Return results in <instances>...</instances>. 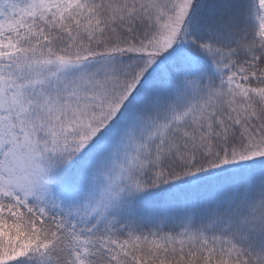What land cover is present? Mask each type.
Segmentation results:
<instances>
[{
  "label": "snow or ice",
  "instance_id": "1",
  "mask_svg": "<svg viewBox=\"0 0 264 264\" xmlns=\"http://www.w3.org/2000/svg\"><path fill=\"white\" fill-rule=\"evenodd\" d=\"M0 264H264V0H0Z\"/></svg>",
  "mask_w": 264,
  "mask_h": 264
}]
</instances>
